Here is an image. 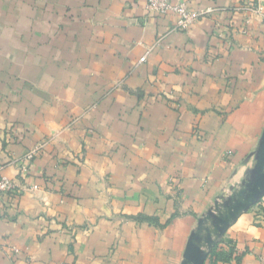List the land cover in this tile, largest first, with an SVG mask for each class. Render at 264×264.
<instances>
[{"label": "crops", "instance_id": "crops-1", "mask_svg": "<svg viewBox=\"0 0 264 264\" xmlns=\"http://www.w3.org/2000/svg\"><path fill=\"white\" fill-rule=\"evenodd\" d=\"M171 1L208 14L178 31L145 0H0V175L15 187L0 264H180L242 180L264 127V0ZM216 252L205 264H264V199Z\"/></svg>", "mask_w": 264, "mask_h": 264}, {"label": "water", "instance_id": "water-1", "mask_svg": "<svg viewBox=\"0 0 264 264\" xmlns=\"http://www.w3.org/2000/svg\"><path fill=\"white\" fill-rule=\"evenodd\" d=\"M249 157L251 166L237 187L221 196L197 219L187 239L180 264H205L213 248L224 238L237 219L264 197V127Z\"/></svg>", "mask_w": 264, "mask_h": 264}, {"label": "built area", "instance_id": "built-area-1", "mask_svg": "<svg viewBox=\"0 0 264 264\" xmlns=\"http://www.w3.org/2000/svg\"><path fill=\"white\" fill-rule=\"evenodd\" d=\"M146 2V9L149 13H153L159 16H165L168 14L175 15L177 17V23L175 26V30L178 31H185L190 28L194 23H196L200 18H203L208 13L207 11H193L188 8L186 2L179 1V2H172L171 0H145ZM256 13H260L259 6L255 8L252 7ZM145 57L140 59V62H143ZM37 150L32 151L31 153L27 154L25 159L26 161H31L35 155ZM14 185L11 180L2 177L0 175V198L12 193L14 190ZM37 187H33L36 189ZM15 253L18 251L15 249Z\"/></svg>", "mask_w": 264, "mask_h": 264}, {"label": "trees", "instance_id": "trees-1", "mask_svg": "<svg viewBox=\"0 0 264 264\" xmlns=\"http://www.w3.org/2000/svg\"><path fill=\"white\" fill-rule=\"evenodd\" d=\"M263 199H264V197L262 198V200H263ZM262 200H261V201H262ZM261 201H260V202H261ZM260 202H259V203H260ZM259 203H258V204H259ZM258 204H257V205H258ZM215 249H216V248H215ZM215 249L212 251V253L210 254L209 258L212 259L213 257H215L216 259L227 260V258L225 257L224 254H221V253L219 254V253H217V252H216L217 249H216V250H215Z\"/></svg>", "mask_w": 264, "mask_h": 264}, {"label": "rangeland", "instance_id": "rangeland-1", "mask_svg": "<svg viewBox=\"0 0 264 264\" xmlns=\"http://www.w3.org/2000/svg\"><path fill=\"white\" fill-rule=\"evenodd\" d=\"M257 142H258V141H257ZM252 152H253V151H252ZM252 152H251V153H252ZM249 156H250V155H249ZM249 156H248V158H247V169L251 166V163H252V157H249ZM235 187H237V185H236ZM235 187H234V188H235ZM229 193H230V192H229ZM229 193H228V194H229ZM228 194H227V195H228ZM217 247H218V245H216V246L213 248V250H214L215 248L217 249ZM216 249H215V250H216ZM213 250H212V251H213ZM211 253H212V252H211ZM211 253H210V254H211ZM209 256H210V255H209ZM209 256L207 257L205 263L211 259V258H209Z\"/></svg>", "mask_w": 264, "mask_h": 264}]
</instances>
